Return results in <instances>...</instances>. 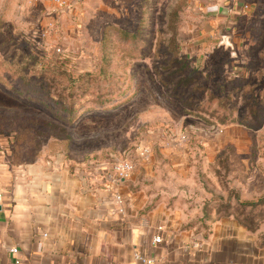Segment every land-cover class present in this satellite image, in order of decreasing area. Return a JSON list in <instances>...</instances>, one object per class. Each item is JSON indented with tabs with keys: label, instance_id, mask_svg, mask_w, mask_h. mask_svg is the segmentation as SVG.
I'll use <instances>...</instances> for the list:
<instances>
[{
	"label": "rangeland",
	"instance_id": "obj_1",
	"mask_svg": "<svg viewBox=\"0 0 264 264\" xmlns=\"http://www.w3.org/2000/svg\"><path fill=\"white\" fill-rule=\"evenodd\" d=\"M239 1L0 0V151L93 174L143 143L152 208L264 245V0Z\"/></svg>",
	"mask_w": 264,
	"mask_h": 264
},
{
	"label": "crops",
	"instance_id": "obj_2",
	"mask_svg": "<svg viewBox=\"0 0 264 264\" xmlns=\"http://www.w3.org/2000/svg\"><path fill=\"white\" fill-rule=\"evenodd\" d=\"M133 175L117 185L122 214L104 187L114 185L110 168L85 174L0 151V264H144L136 253L151 264H264L259 237L233 216L190 229L186 212L165 202L152 208L154 196Z\"/></svg>",
	"mask_w": 264,
	"mask_h": 264
},
{
	"label": "built area",
	"instance_id": "obj_3",
	"mask_svg": "<svg viewBox=\"0 0 264 264\" xmlns=\"http://www.w3.org/2000/svg\"><path fill=\"white\" fill-rule=\"evenodd\" d=\"M54 7L59 11H68L72 8L74 0H50ZM222 8L233 13L239 10H247L248 4H244L239 0H223ZM152 157V152L149 146L141 143L135 146L134 150H131L125 155L123 159H116L107 166L110 168L114 174V185L113 187L104 185L105 189H110L113 191V198L117 204V211L119 213H125V199L124 196L118 191L117 185L130 179L131 176L137 169L140 162H148ZM163 242L161 236H157L154 239V244H159ZM9 252L18 255V248H10ZM135 259L143 262L144 264H151L152 260L143 258L140 254H135ZM15 264H21V261L16 257Z\"/></svg>",
	"mask_w": 264,
	"mask_h": 264
}]
</instances>
